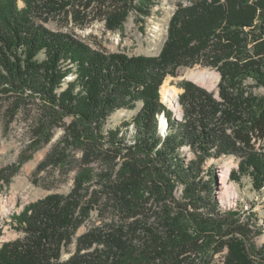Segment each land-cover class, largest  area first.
<instances>
[{
  "label": "trees",
  "instance_id": "trees-1",
  "mask_svg": "<svg viewBox=\"0 0 264 264\" xmlns=\"http://www.w3.org/2000/svg\"><path fill=\"white\" fill-rule=\"evenodd\" d=\"M129 3L130 0H0V90L12 88L40 96L53 110V125L64 117L74 118L64 130L77 141L87 130L83 126H89L91 132L100 131L112 114L141 104L133 120L109 130L107 138L103 136L107 150L94 143L83 144L82 164L90 166L102 155L115 161L126 150L133 156L125 163L129 174L123 181L143 183L150 169L139 158L144 154L168 173L164 188L173 187L176 181L196 197L200 204L195 206L207 213L201 218L204 227L225 228L222 240L213 248V257L223 253V264H264V249L252 251L247 245L250 226L238 222L241 212L222 210L214 198L215 172L206 171L208 181L197 179L204 172L200 165L204 161L236 155L242 158L241 176L238 169L231 180L239 183L242 177L249 176L255 191L260 193L264 188V95L235 94L246 80L264 88V0H191L173 17L167 43L158 58L108 54L45 27L48 17L44 15L48 14L59 18L64 26L75 21L84 27L88 22L108 18L109 24L113 22L117 28L130 9ZM200 57L209 60L221 74L222 101L191 82H183L184 93L179 97L183 113L181 119H176V112L163 102L161 88L178 68ZM68 77L72 80L68 81ZM15 114L13 109L9 111L12 118ZM162 115L168 124L166 136L159 133ZM130 126L134 138L129 146L122 132ZM45 131L39 127L35 134L43 136ZM184 146L195 151L196 161L185 160ZM154 182L159 191L162 186ZM81 198L77 191L68 197L52 195L15 215L16 228L26 236L2 245L0 264H125L129 259V264H197L206 248L204 239L178 244L167 238L166 244V240L155 237L135 250L128 227L110 226L79 238L77 253L63 261L62 251L72 243L88 214L87 200ZM140 212L130 210L126 218L136 219ZM94 245L107 251L96 247L82 253ZM213 257L206 264H215Z\"/></svg>",
  "mask_w": 264,
  "mask_h": 264
},
{
  "label": "rangeland",
  "instance_id": "rangeland-1",
  "mask_svg": "<svg viewBox=\"0 0 264 264\" xmlns=\"http://www.w3.org/2000/svg\"><path fill=\"white\" fill-rule=\"evenodd\" d=\"M190 3L191 0H130V9L117 28L114 27L113 22L109 24L108 18L88 22L84 27L78 26L75 21H70L68 26H64L59 18L45 14L44 16L48 17L45 27L52 33L70 35L94 50L108 54L158 58L167 43L170 23L177 10ZM193 60L195 61L192 62ZM193 60L190 59L192 63L189 66L178 68L175 76H168L164 84L167 83L169 87L176 89L178 103L180 95L184 93V89L181 88L183 82H191L211 93L215 99L222 101L220 97L222 79L217 68L210 65L209 60L204 57ZM194 70L209 73L215 78V84L201 85L187 78L186 74ZM67 80L70 81L72 78L68 77ZM238 92V96L244 94L245 97H260L264 95V88L258 87L252 80H246L235 94ZM162 98L164 104L174 110L165 101L163 95ZM141 107L142 105L138 104L135 109L117 111L108 118L100 131L91 132L89 126L82 125L87 130L84 131V137L77 141V138L66 134L64 130L67 125L74 122V118L64 117L57 125H53L51 123L53 110L43 98L28 92L15 91L12 88H1L0 199L14 197L16 203L0 225V248L5 243L16 242L26 236L23 230L16 228L13 219L15 215L52 195L68 197L77 191L82 196L81 201L87 200L85 204L88 205L86 211L88 214L74 235L72 243L62 251L63 261L69 260L77 253L79 238L98 228L108 230L110 226L128 227L126 230L132 231V248L135 250L142 249L158 237L162 241L166 240V244H169L167 238L174 239L173 242L178 244L204 239L206 248L201 252L197 264H206L210 261L213 257V248L222 240L225 228L220 230L219 227H204L201 218L207 213L204 209L195 206L200 202L185 186L174 179L173 187L164 188L163 185L168 184L166 179L168 173L157 168L156 166L159 165L156 162H150L148 157L140 154L139 158L144 160L143 162L150 169L143 183L133 184H125L123 181L124 176L129 174L125 169V163L130 162V156H133L127 155L129 153L126 150H123L122 156L115 161L106 160L107 157L102 155L90 166H84L81 162L83 144L94 143L95 147L107 150L103 136L107 138L109 130L133 120ZM179 107V111L174 110L176 119H181L183 113L180 104ZM11 109L16 113L14 118L9 115ZM165 119L163 115L159 119L161 136H166L168 133ZM39 127H44L45 135L35 134ZM133 132L132 126L122 132L129 146L133 142ZM47 137L49 142L46 141ZM182 152L186 161H196V153L189 146H184ZM26 157L28 159L22 161ZM135 157L138 158V155L136 154ZM241 163L242 158L236 155L210 158L200 164L204 172L197 179L201 177L208 181L206 171L211 169L215 172L217 185L214 188V198L219 207L224 211L239 210L241 216L238 217V222L250 226L247 245L252 251L262 250L264 249V188L260 193L255 191L249 176L242 177L239 183L231 180L232 173L239 169ZM226 171L228 175L223 189L222 176ZM239 171L240 169L238 174L241 176ZM154 181L162 186L159 191H156ZM134 209L141 211L140 216L136 219H127L128 212ZM255 216L258 219L257 224ZM207 235L210 237H205ZM96 247L107 251L103 246L94 245L82 253L93 251ZM172 248L173 246L169 247L170 250ZM134 256H138V253H134ZM213 260L215 264H223V253L215 255ZM129 261L125 264H129Z\"/></svg>",
  "mask_w": 264,
  "mask_h": 264
},
{
  "label": "bare ground",
  "instance_id": "bare-ground-1",
  "mask_svg": "<svg viewBox=\"0 0 264 264\" xmlns=\"http://www.w3.org/2000/svg\"><path fill=\"white\" fill-rule=\"evenodd\" d=\"M186 77L190 80H193L201 85H214L215 78L209 73L203 72L201 70H194L186 74ZM162 95L168 105L173 108L175 111H179V103L177 100V92L174 87H169L166 84L162 86ZM228 172L226 171L222 176L223 180V189H225L226 180H227ZM221 188V189H222ZM15 198L7 197L0 199V225L4 222L5 218L11 213L12 209L15 206Z\"/></svg>",
  "mask_w": 264,
  "mask_h": 264
}]
</instances>
